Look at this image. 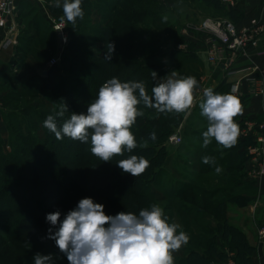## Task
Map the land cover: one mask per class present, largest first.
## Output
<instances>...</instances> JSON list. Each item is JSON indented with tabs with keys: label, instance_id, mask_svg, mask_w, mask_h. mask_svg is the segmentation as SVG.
Here are the masks:
<instances>
[{
	"label": "trees",
	"instance_id": "trees-1",
	"mask_svg": "<svg viewBox=\"0 0 264 264\" xmlns=\"http://www.w3.org/2000/svg\"><path fill=\"white\" fill-rule=\"evenodd\" d=\"M207 1L213 9H223L220 0ZM90 2L91 0H82L84 16L82 19L77 18L76 24H70L72 37L66 47L75 53L71 58L72 66L79 65L80 72L95 79L96 90L90 88L93 83L92 81L88 83L86 78L70 79L64 76L62 78L59 76L60 66L55 64L35 76L37 83L33 79L38 89L34 90L33 96L42 97L47 91H51L54 97L53 104L46 109L43 105L20 108L13 106L12 112L7 116L9 140H12L15 148L11 154L5 155L2 149L7 141L3 137L0 138V263L2 264H34L33 258L40 253V250L48 252L49 244L55 245V241L48 238V230L52 228L54 233L56 228L47 222V214L59 211L62 220L82 198L93 196L105 199L107 215H116L123 211L138 214L143 208H150L158 202L169 201L165 208L167 212L174 210L187 217L183 220V229L186 233L187 224L189 227L198 226L196 221L190 220L200 215L196 214V211L204 213L197 204L196 199L199 198L190 194L192 189L197 190L201 197H207L211 204H216L218 213H222L225 209L223 200L216 202V196L224 189L221 186L213 188L206 194L205 188L193 185L194 183L179 187L177 184L175 187L171 185L164 197L160 199L149 192V188L159 180L162 173H165L164 166L170 156L166 142L169 138L167 131L171 122L162 120L163 113L155 109L140 106L144 115L137 118L132 128L138 147L132 153L125 152L124 156L114 157L110 162H103L93 156L90 152V143H81L66 136L58 140L54 133L43 126L44 120L49 115L56 117L59 128L64 121L70 119L71 114H86L88 105L97 98L99 88L113 77L122 82L142 81L147 91L153 87L152 82L143 80V76H146L151 69L156 71L159 68L158 63L143 66L142 62L135 60L136 55L132 54L128 47L121 45L119 35L121 32L130 30V26L119 10L118 4H113L109 8L110 11H115L114 17L107 19L111 25L99 29L97 32L99 36L93 38V41L102 42L105 46L108 43L115 45L111 60H103L104 57L93 55L92 52L82 53L83 45L86 46L85 41L91 39L77 32L76 29L80 30L81 26L76 27L85 20ZM133 2L137 3L138 0ZM59 9L63 13L62 7ZM51 10H55L54 6ZM134 10L136 9L133 8ZM127 12L128 9L126 12L123 11L126 14ZM115 19L125 20V24L120 22L112 24ZM116 33L118 36L113 38ZM19 39L20 43L24 41L21 37ZM37 50L40 59L49 60L47 53L38 48ZM145 57H148L146 52ZM185 61L180 60L179 64ZM92 68H96V72ZM140 71L144 74L138 76ZM4 73H0V76L3 75L2 79L6 80L8 75ZM24 95L25 93L19 98L1 97L4 102L9 101L11 105L19 104V99L24 98ZM84 99L89 103H86ZM64 105L67 110L62 117L58 116L57 113ZM152 132L156 134L155 140L149 138ZM145 141L147 145L142 146ZM200 154L201 160L205 154L204 152ZM130 155L143 156L150 162V167L138 177L124 173L117 166L119 160ZM205 156L215 161L210 163V172L219 174L216 171L217 167L222 170V173L225 170L226 173L221 175L222 178H217L219 182L234 180L229 187L232 189L243 187L244 183H237L238 180L235 179L244 163L243 155L237 152L236 144L231 148H223L218 144L217 151L214 150ZM200 160L199 165H201ZM166 217L173 218L174 215L170 213ZM218 225L219 234H221L220 242L199 234L197 239L200 243H196L198 248H185L187 255L180 258L178 264H213L218 259L224 258L226 248L235 252L237 264H253L257 248L252 244L250 235L234 224H230L228 218L223 222L218 221ZM187 235L189 236L188 233ZM62 259L68 264L64 254Z\"/></svg>",
	"mask_w": 264,
	"mask_h": 264
},
{
	"label": "rangeland",
	"instance_id": "rangeland-1",
	"mask_svg": "<svg viewBox=\"0 0 264 264\" xmlns=\"http://www.w3.org/2000/svg\"><path fill=\"white\" fill-rule=\"evenodd\" d=\"M50 1L52 2V7L54 6L55 8L54 11L51 9L48 10L50 22H47V20H45L46 17L44 18L41 13H37V8L32 4L17 5L16 2L17 9L20 8V14H18L16 18V24L19 27L18 37L20 36L25 42H21L23 45L21 50L23 52V58L16 59L13 64H10L9 67H4L5 69L3 70L0 66L2 73L6 72L8 75L6 80L2 79L1 76L3 75L0 76V138L3 137L5 141H7L5 147L2 149L5 155L11 154L15 148L12 140H9L10 131L7 129V116L12 112L13 106L20 108L21 106L36 107L37 105H43L44 109H46L54 102L51 91H47L42 97L33 96L34 92L38 90L36 89L37 81L34 79L35 76H38L42 70H47L52 59H59L56 63L61 69L59 76L70 79L73 77H78L80 79L86 78L85 80L88 83L91 81V83H93L90 88L96 90L95 79L93 80L90 75L80 72L78 70L79 65L76 64L74 67L72 66L71 58L75 53L68 50L66 45H61L60 40L58 39V42L56 35L53 34L51 25H53L54 31V25L63 22L65 33L70 40L72 37L70 33V24L72 23L62 20V10L59 9V7H55V0ZM113 4L119 5V10L122 12L125 19L128 20L130 26V30L121 32V35H119L121 45L128 47L130 52L137 56H135V60L142 62L143 66H152L155 62L158 63L159 68L154 71L157 73L156 80H154L151 75L152 69L148 71L146 76H143V80H148L155 86L159 80L166 78L173 71L177 72V78L194 76L198 84L203 79H208V71H210V67H213V65L209 63L206 56L207 34L199 31L197 28L207 17L226 18L227 13L222 3L221 6L223 9L216 10L213 9L207 0H138L137 3H134L133 0H91L90 5L87 7V16L85 20L83 22L81 21L80 25L76 27L80 28L81 26L80 30L76 29L77 32L91 39L85 41L86 46L83 45V49L81 50L82 53L89 54L92 52L93 55L100 57H105L104 55L107 54V47L105 44L102 42L98 43L95 40L93 41V38L95 39L99 36V33H97L99 29L111 25L107 19H112L114 17L115 11L109 10ZM133 8L136 10L133 11ZM127 9V14L129 15L123 13V11L126 12ZM165 16L167 17V21L163 19ZM116 22H120L123 25L125 24V20L118 21L116 19L112 24H116ZM13 23L14 22H10L11 25H13ZM74 24H76V22ZM9 28L10 27L3 31L6 32ZM52 35L54 36L52 40H50L49 36ZM116 36H118L117 33L113 38H116ZM47 38H49V41ZM37 48L47 53L49 60L40 59ZM145 52L148 57H145ZM194 57H197L199 61L196 60L195 62L193 60L192 62L194 63L192 64L188 62ZM180 60L186 61L179 64ZM95 69L93 70L95 71ZM142 74H144L143 71H140L138 76ZM33 79L36 83H33ZM25 85H27V87H25ZM151 89L152 87L148 90L149 95H151ZM23 93H25V97L19 99V104L13 103L10 105L9 101L4 102L1 97L8 96L11 98H19ZM254 96L257 95L255 94ZM86 103H89L88 100ZM184 116H188V113L178 114L175 112H165L162 115V120L171 122L169 130L166 129V131L168 130L169 137L175 132L180 131L183 141L180 145H171L166 142L168 153L170 154L167 164L164 166L166 171L162 173L159 180L149 188V192L160 199L164 197L167 193L166 190H168L171 185L175 187L177 184L179 187L194 183L193 185L205 188L206 194L210 193L213 188L221 186L224 187V189L216 196V202H221L223 200L225 209L222 213H218L216 211V204L208 202L206 199L207 197H201L197 190L192 189V191H190V194L199 198L196 199V201L198 206L204 210V213L196 211V214H200V217L189 218L191 221H196L198 226L191 225L189 227V224H187L189 240L187 244L173 253L175 264H178L179 259L187 255L185 248H198L196 243H200L197 239L199 234L207 238H214L220 242L221 234H219L218 221L223 222L227 218L230 224H234L250 235V240L257 249L264 246V240L260 237V230L264 229V196L262 197V201L259 200V195L251 186L254 181L264 182V163L262 164L254 161L251 153L249 151H244L242 153V158L245 163H248L249 160L251 162H249L250 166L245 171L248 174L247 176L246 174L242 175L245 167L241 165V170L238 171L239 173H237L238 175L235 177V179L238 180L237 183H244L243 187H237L236 189L229 187L234 180H227L225 183L223 181L219 182L217 178H222L220 174L222 170L219 171V174L210 172V163H203L202 158L200 160L201 152L208 155L218 147L215 141H212L207 148L203 147V132L207 130L206 117L201 115L200 107L195 111V115L189 116L188 119H185ZM195 129L197 131H195ZM243 130L244 128L240 130V134ZM248 143L251 145L254 144L253 141H249ZM243 146L245 147L246 145ZM236 147L239 148L238 142L236 143ZM205 155L203 157H205ZM199 160L201 165L198 164ZM195 166L201 169L200 173L197 175L192 172ZM244 176H246L247 179ZM239 196H241V198H239ZM90 198L96 203L103 204L104 210L106 211L105 199L93 196ZM168 202L169 201H164L155 204L164 209L165 216L170 213L173 214V218H168L169 222L179 224L181 227L178 231L182 230L185 232L186 230L183 229V220H186L187 217L174 210L167 212L165 208L169 204ZM205 241H207V239H205ZM40 253L42 255L52 254L53 264H67L66 261L62 259L63 254L53 243L49 244L48 252L40 250ZM231 259L236 261L235 252L226 248L224 258L218 259V261L213 264L228 262Z\"/></svg>",
	"mask_w": 264,
	"mask_h": 264
},
{
	"label": "clouds",
	"instance_id": "clouds-1",
	"mask_svg": "<svg viewBox=\"0 0 264 264\" xmlns=\"http://www.w3.org/2000/svg\"><path fill=\"white\" fill-rule=\"evenodd\" d=\"M55 7H62L63 17L74 24L82 19V0H55ZM167 21V17L163 18ZM104 59L110 61L115 45L108 43ZM156 80L157 73L151 71ZM198 81L194 76L177 78L173 71L159 80L148 94L142 81L122 82L113 77L99 88L98 96L87 107V113L71 114L70 119L58 128L56 117L47 116L43 126L55 134L56 139L65 136L81 143H90V152L103 162L116 156L132 153L138 147L132 128L144 112L141 105L159 113H190L196 104L195 91ZM200 102L201 115L207 119V130L203 132V147L215 140L223 148L233 147L240 134L236 117L241 114L240 100L232 94L214 93L212 88L203 90ZM66 106L57 113L63 116ZM156 139L155 132L150 133ZM147 141L144 145L146 146ZM205 164L214 163L211 157H202ZM117 166L133 177L142 175L150 162L143 156L130 155L117 162ZM219 172L221 169L216 168ZM47 222L49 239L66 256L68 264H175L173 253L188 243V235L178 229L180 225L170 223L164 209L153 204L138 214L119 212L107 215L104 205L92 198H82L77 206L68 211L61 220L59 211L49 213ZM34 264H53V256L37 253Z\"/></svg>",
	"mask_w": 264,
	"mask_h": 264
},
{
	"label": "built area",
	"instance_id": "built-area-1",
	"mask_svg": "<svg viewBox=\"0 0 264 264\" xmlns=\"http://www.w3.org/2000/svg\"><path fill=\"white\" fill-rule=\"evenodd\" d=\"M236 1L222 0L224 4L229 5H235ZM17 15L16 0H0V55L10 50L18 42L19 27L16 24ZM10 22H14L13 25ZM8 27H10L8 31H3ZM54 29L60 42L65 46L69 38L65 33L64 23H56ZM197 29L207 34L206 56L209 63L216 68L222 66L227 68L239 56H248L251 52L259 49L264 38V17H253L244 25L228 19L207 17ZM58 61L59 59H52L49 66L55 65ZM246 72L255 75L251 79L254 84L252 94L264 95V65L248 66L241 70L230 71L229 74H243ZM240 85L241 81H237L231 87L232 93L236 96L240 95ZM209 87L214 89L210 84V78L203 79L198 84L195 91L196 104L193 108L204 99L203 90ZM252 131L258 132L256 140L261 146L251 148L250 153L253 154L254 161L260 162V158L264 157V123L247 124L240 137L247 138ZM182 141L183 138L179 132L171 135L168 140L171 145H180ZM260 237L264 240V229L260 230ZM219 264H237V262L231 259L228 262Z\"/></svg>",
	"mask_w": 264,
	"mask_h": 264
},
{
	"label": "crops",
	"instance_id": "crops-1",
	"mask_svg": "<svg viewBox=\"0 0 264 264\" xmlns=\"http://www.w3.org/2000/svg\"><path fill=\"white\" fill-rule=\"evenodd\" d=\"M220 1L222 3L223 8H225L226 13H227L226 14L227 17L224 19L232 20L236 23H239L240 25L247 24L249 20L253 17H264V1L263 0H237L235 5L224 4L222 0ZM16 2H17V5L32 4L33 6H35V8H37V13H41L44 16V18L46 17L45 20H47V22H50L49 20L50 15L48 13V10L51 9L52 7V2L50 0H17ZM17 10L19 14L20 8ZM51 27H52L53 34L56 35L57 37L56 39L59 42L57 32L55 30L53 31V25H51ZM54 35L49 36L50 40H52V37ZM19 38L20 36L18 37V42L15 46H13L10 50L3 52L0 55V66L2 70L5 69L4 67H9L10 64H13L16 59H19L23 56V52L21 51L23 48V45L22 43H20ZM193 60L196 62L197 57L192 58V60L188 62L192 64L194 63L192 62ZM259 65L260 66L264 65V38L257 51L251 52L248 56H239L238 59L235 60L227 68H225L224 66L220 68H216L213 66V67H210V71H208L209 74L207 77L210 78V84L214 88L213 89L214 93L234 95L231 91V87L235 82L241 81L240 95L238 96L234 95L240 100L241 105H242L241 114H239L235 118L236 122L239 125L240 130L243 128H246L247 124H250V123H264V95L254 96L251 92L252 88L254 87V84L251 81V79L255 77L254 74H251L249 72H246L243 74H229V72L241 70L242 68H245L248 66H259ZM0 73H2L1 70H0ZM202 101L203 100H201L200 102ZM200 102L194 108L191 109L190 113H188V116H184L185 119H188L189 116L191 115H195V111L199 108ZM195 131L197 130L195 129ZM177 132L181 134L180 131H177ZM257 133H258L257 131H252L249 137L247 138H241L239 134L238 141H237L239 143V148L236 147L237 152L239 154H242L244 151L250 152L251 148L261 146V144L258 143L256 140ZM249 141H253L254 144L251 145L250 143H248ZM243 145H246L247 147L246 146L244 147ZM251 155L253 156V154ZM216 159H218V157H216ZM253 159H254V156H253ZM218 162L219 161H217V163ZM249 162L245 163L244 161L243 163V167H245L243 174H246V176L248 173H246L245 171L247 168H249L250 163H251ZM260 163L262 164L264 163V157L260 158ZM195 167L192 169V172L195 175H197L200 173L201 169L200 167H196V168ZM224 173H226L225 170H223V173L221 172V175H223ZM246 176L244 177L246 178ZM251 186L253 187V190L257 192V194L259 195V200L262 201V197L264 196V182L254 181L251 184ZM253 262L254 264H264V246H261L256 250L254 257H253Z\"/></svg>",
	"mask_w": 264,
	"mask_h": 264
},
{
	"label": "water",
	"instance_id": "water-1",
	"mask_svg": "<svg viewBox=\"0 0 264 264\" xmlns=\"http://www.w3.org/2000/svg\"><path fill=\"white\" fill-rule=\"evenodd\" d=\"M46 75V74H45Z\"/></svg>",
	"mask_w": 264,
	"mask_h": 264
}]
</instances>
